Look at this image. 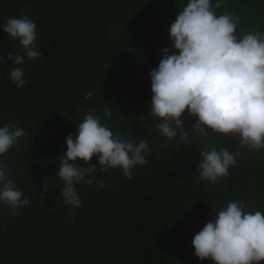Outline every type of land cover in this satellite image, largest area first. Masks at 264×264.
I'll return each instance as SVG.
<instances>
[{
    "label": "trees",
    "instance_id": "1",
    "mask_svg": "<svg viewBox=\"0 0 264 264\" xmlns=\"http://www.w3.org/2000/svg\"><path fill=\"white\" fill-rule=\"evenodd\" d=\"M186 3L0 0V127L27 133L0 155V165L30 201L15 211L0 202V264H214L194 254L192 239L216 211L240 200L245 211L264 213V149L249 150L233 134L209 130L202 137L187 110L182 126L191 143L169 140L151 117L149 73L164 47L175 51L169 28ZM224 12L239 17L238 33H264V0H221L216 13ZM21 14L36 23L38 59L27 58L3 31L7 18ZM9 54L23 55L24 63ZM15 67L24 71L22 88L9 78ZM93 109L122 139L146 141L147 163L127 179L119 167L100 171L97 156L87 163L78 158L95 165L86 177L94 182L76 183L81 205L65 206L59 155ZM223 147L240 153L229 175L215 184L201 180L200 151Z\"/></svg>",
    "mask_w": 264,
    "mask_h": 264
},
{
    "label": "clouds",
    "instance_id": "2",
    "mask_svg": "<svg viewBox=\"0 0 264 264\" xmlns=\"http://www.w3.org/2000/svg\"><path fill=\"white\" fill-rule=\"evenodd\" d=\"M221 0H187L177 12L169 28V37L175 51L164 47L158 65L151 69L152 119L159 122L156 128L169 140L177 137L186 143L191 139L182 125L183 114L196 117L192 131L202 137L209 130L215 133L233 134L239 144L249 150L264 149V33L237 32L239 17L231 12L217 14ZM10 39H16L27 58L38 59L36 50V23L27 15L11 17L2 25ZM16 65H22L25 57L9 54L6 57ZM5 56L0 55V61ZM24 71L13 68L9 78L17 88L25 84ZM92 93L85 98L91 99ZM105 114H111L105 109ZM73 134L66 136V151L59 155L57 175L64 181L62 197L65 206L79 207L81 200L75 184L95 173V165L85 163L97 156L100 171L122 168L125 178H132L136 165L147 163L144 153L150 149L146 141L122 139L120 134L101 123L93 109L76 125ZM27 133L18 126L0 127V155L7 153ZM235 155L227 147L220 150L205 148L200 151L202 160L197 172L201 180L213 184L229 175L235 165ZM48 188L44 183V191ZM0 202L18 210L30 203L22 191L8 177L7 168L0 165ZM245 203L231 200L216 211L214 221L209 220L193 236L194 254L201 260L210 259L214 264H260L264 261V213L245 211Z\"/></svg>",
    "mask_w": 264,
    "mask_h": 264
}]
</instances>
